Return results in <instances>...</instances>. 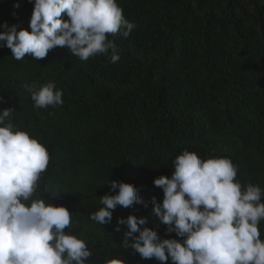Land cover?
I'll list each match as a JSON object with an SVG mask.
<instances>
[{"label":"trees","instance_id":"trees-1","mask_svg":"<svg viewBox=\"0 0 264 264\" xmlns=\"http://www.w3.org/2000/svg\"><path fill=\"white\" fill-rule=\"evenodd\" d=\"M136 27L128 38L109 35L120 60L108 54L82 61L66 48L44 59L16 60L0 47V112L43 143L50 154L31 199L65 206L72 223L65 232L85 240L86 264H173L144 259L124 247L119 218L148 217L161 239H178L155 215L160 176L171 178L184 150L202 159L227 157L243 186L264 192V0H118ZM19 4V7H15ZM34 0H0V24L30 29ZM64 19H68L65 15ZM0 31H3L0 28ZM49 82L63 92L62 105L36 108L26 86ZM140 189L148 206L113 210L111 223L90 217L115 195L110 181ZM264 202V197H262ZM264 240V220L260 221ZM138 235V233H137Z\"/></svg>","mask_w":264,"mask_h":264},{"label":"clouds","instance_id":"clouds-1","mask_svg":"<svg viewBox=\"0 0 264 264\" xmlns=\"http://www.w3.org/2000/svg\"><path fill=\"white\" fill-rule=\"evenodd\" d=\"M15 7H19L16 4ZM68 19H64V16ZM18 24H0V47L11 49L16 60L30 54L44 59L56 47L66 48L82 61L108 54L116 63L120 54L109 35L128 38L136 25L123 15L118 0H34L30 29ZM36 108L64 103L63 92L49 82L26 86ZM0 96V102H3ZM12 109L0 112V264H86L93 252L88 243L65 229L72 213L65 206L31 199L41 174L47 169V147L11 122ZM174 172L154 180L163 189L162 204L151 198L154 213L175 232L178 239H161L148 217L119 218L128 231L124 247L144 259L173 264H264V240L259 224L264 220V192L258 185L246 187L236 179L238 166L230 158L206 160L197 153L182 152L174 161ZM115 195L101 197V207L91 219L111 223L113 210L135 204L148 206L140 189L130 183L110 181ZM138 233V235H137ZM106 264H125L113 258Z\"/></svg>","mask_w":264,"mask_h":264}]
</instances>
